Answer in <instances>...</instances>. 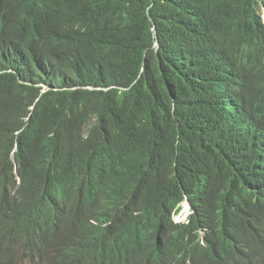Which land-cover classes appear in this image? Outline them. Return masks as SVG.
<instances>
[{"label": "trees", "instance_id": "trees-1", "mask_svg": "<svg viewBox=\"0 0 264 264\" xmlns=\"http://www.w3.org/2000/svg\"><path fill=\"white\" fill-rule=\"evenodd\" d=\"M263 9L264 0H0V139L24 129L19 163L36 170L42 189L82 175L83 208H98L88 215L112 218L107 207L120 200L135 245L113 253L107 228L98 256L264 264V242L235 262L220 242L231 223L240 246L264 224V151L246 136L264 89L259 82L229 101L215 77L243 45L264 79ZM185 202L194 215L177 224ZM68 237L46 243L51 264H85ZM20 256L34 260L0 239V264Z\"/></svg>", "mask_w": 264, "mask_h": 264}, {"label": "clouds", "instance_id": "clouds-1", "mask_svg": "<svg viewBox=\"0 0 264 264\" xmlns=\"http://www.w3.org/2000/svg\"><path fill=\"white\" fill-rule=\"evenodd\" d=\"M261 13L264 23V9ZM34 30L35 28L28 27L25 32L31 37ZM248 54L249 52L242 45L234 53L223 58V69L215 74V77L221 78L229 101L235 100L234 96L238 93H250L259 82L264 89V79H261L259 64L250 69L247 66ZM19 80L22 79L19 77ZM26 84L31 85L30 82ZM23 130L22 128L16 132L14 140L8 136L0 139V239L11 243L12 248L31 252L34 258L32 262L20 256L17 264H51L45 253L48 241L44 242V240L52 233H58L57 240L69 233V240L78 244L74 245L77 259L84 261L85 264H97L98 260H100L99 264H111L105 253L98 256L99 248L104 246L106 250L107 247V244L101 245V241L106 239V229L113 227L110 235L116 246L120 243V251L125 250L136 238V231L124 216V207H121L120 200L108 205L107 214L112 218L103 220L104 218L88 215L84 211L83 204L89 188L82 175L75 174L70 180L49 190L42 189L36 170L32 167L23 168L19 163L20 144L17 137ZM246 136L250 148L264 151V91L256 104L255 116L247 128ZM7 202H13L15 206L6 208L4 203ZM246 212V209H242L238 214L246 217ZM238 214L233 216L232 221L236 220ZM184 215L185 218L194 215L189 202H185L183 209L172 216L173 222L183 223L180 216ZM200 217L206 218L202 215ZM54 218L58 220L51 224ZM262 218L264 220V212ZM72 219H76L77 222H73ZM156 219V214H152V220L155 222ZM85 233L88 234L86 237H84ZM92 233L97 236V239H94L97 245L96 255L89 250L92 261L77 257L82 249H85L84 243L90 240ZM200 235L202 236L201 232ZM33 238L36 241L31 243ZM25 241L27 244L24 246L21 243ZM220 242L221 254L229 262L255 256L264 242V224L261 222L254 231L251 243L240 246L234 240L231 223L228 231L221 236ZM88 246L91 247V244ZM243 247L246 249L245 253L241 252Z\"/></svg>", "mask_w": 264, "mask_h": 264}, {"label": "bare ground", "instance_id": "bare-ground-1", "mask_svg": "<svg viewBox=\"0 0 264 264\" xmlns=\"http://www.w3.org/2000/svg\"><path fill=\"white\" fill-rule=\"evenodd\" d=\"M116 4V3H115ZM130 8V7H129ZM117 11V10H116ZM128 11V10H127ZM129 12V11H128ZM117 13V12H116ZM132 14V13H131ZM176 14V13H175ZM168 15V14H167ZM174 16V15H173ZM175 18V17H174ZM117 24V23H116ZM118 27V26H117ZM167 27V26H166ZM232 60V59H231ZM28 70V69H27ZM21 82L22 83H26V81H24V80H21ZM27 85V84H26ZM28 86H30V85H28ZM94 107V106H93ZM92 109V107H90V110ZM118 198H120V197H116V198H114L113 200H115V199H118ZM4 206L6 207V208H8V207H13V206H15V204L13 203V202H7V203H4ZM92 207H94L95 209L97 208V205H94V204H91V203H88V204H86L85 206H84V208H86L87 209V212L89 213L90 212V210H91V208ZM98 209V208H97ZM75 218V217H74ZM100 218H104L103 220H105V218H108V217H100ZM57 220H58V218H54V219H52V221H51V224H54V223H56L57 222ZM73 220V222H77L76 221V219H72ZM189 220V218H184V219H182L181 220V222H187ZM47 227V226H46ZM201 234H202V238H204V237H206L207 236V234L208 233H210V230H208V227L206 226V227H202L201 229ZM207 232V233H206ZM21 234V233H20ZM19 234V235H20ZM58 233H52V234H50V235H48V237L44 240V242H47V241H49V240H52V242H55V240H57L56 238H57V235ZM88 234L87 233H85V235H84V237H86ZM93 239H92V238ZM91 237H89V239H90V242H85L84 243V248L85 249H82V251L79 253L80 255H78L77 257H82L83 259H85V260H90V261H92V258H91V255L88 253V251L90 250V251H93V254L94 255H96V251H97V245H96V243H95V241H94V239H97V236L94 234V233H92L91 234ZM69 238V237H68ZM66 239V240H68V243L65 245V247L68 249V248H70V246H74V245H78V244H76V243H73V242H70L69 241V239ZM34 241H36V239L35 238H33L32 240H31V243L32 242H34ZM136 241H138V239H136ZM209 241H211V239H209ZM12 242H14V241H12ZM89 243H91V247H89L88 246V244ZM11 244V243H10ZM22 245H26L27 244V241H25V242H23V243H21ZM105 244H108V241L106 240V239H104V240H102L101 241V245H105ZM69 245V246H68ZM130 245H135V243L134 242H132V243H130ZM127 246H129V245H127ZM120 248H121V245H120V243L118 244V246H116V247H114L113 249H112V252L113 253H115V254H120ZM64 251H67V250H64ZM71 252H72V254H74L75 256H76V253H75V251H72L71 250ZM128 252H132V250H128ZM19 255H21V254H19ZM74 259H76V257H74Z\"/></svg>", "mask_w": 264, "mask_h": 264}, {"label": "rangeland", "instance_id": "rangeland-1", "mask_svg": "<svg viewBox=\"0 0 264 264\" xmlns=\"http://www.w3.org/2000/svg\"><path fill=\"white\" fill-rule=\"evenodd\" d=\"M185 216H186V215H184V216H180V220L184 219V218H185Z\"/></svg>", "mask_w": 264, "mask_h": 264}]
</instances>
